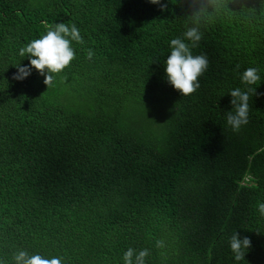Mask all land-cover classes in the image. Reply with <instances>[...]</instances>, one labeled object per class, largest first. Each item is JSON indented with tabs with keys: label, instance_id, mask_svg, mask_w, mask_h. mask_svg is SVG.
Wrapping results in <instances>:
<instances>
[{
	"label": "trees",
	"instance_id": "16d2710c",
	"mask_svg": "<svg viewBox=\"0 0 264 264\" xmlns=\"http://www.w3.org/2000/svg\"><path fill=\"white\" fill-rule=\"evenodd\" d=\"M162 3L0 0V264L21 250L124 264L129 248L147 249L145 264H264V0L201 18L202 39L185 43L209 66L186 97L165 67L193 8ZM58 23L83 39L71 66L49 87L34 68L14 80L31 68L20 49ZM249 87V122L233 132L229 93ZM235 232L251 241L239 262Z\"/></svg>",
	"mask_w": 264,
	"mask_h": 264
},
{
	"label": "clouds",
	"instance_id": "9594fccd",
	"mask_svg": "<svg viewBox=\"0 0 264 264\" xmlns=\"http://www.w3.org/2000/svg\"><path fill=\"white\" fill-rule=\"evenodd\" d=\"M193 10L191 16L193 19L192 27H189L184 33V39L175 38L170 42L171 53L166 59L165 73L167 82L181 96L193 95L200 88V77L206 72L209 61L205 54L193 55L191 48L185 40L191 42V47H196L202 39L199 22L205 15H211L221 10L224 0H188ZM153 5H160V10H167V4L162 0H149ZM83 43L79 29L73 24L71 26L65 23H58L54 28H49L46 35L39 39L32 40L26 47L20 49V56L30 57L29 67H17L18 71L13 76L14 80H23L31 75V69L34 68L40 75L44 76V84L49 87L53 84L54 77L63 70L71 66L75 59V49L72 42ZM94 56V52L89 49L87 58L89 60ZM260 80L256 68L246 69L241 77L245 85H255ZM254 89L249 87L247 91H241L240 88L232 90L229 95L232 97L230 103L233 110L226 114V125L233 132H239L242 126L248 124L249 116V93ZM261 216H264V203L258 205ZM230 249L235 261L244 260L246 252L251 247L249 238L241 239L237 232L230 237ZM156 247L163 249L164 241L156 242ZM149 255L147 249L139 253L133 248H129L123 256L124 264H145V258ZM164 255V253H161ZM15 264H62V258L52 257L46 259L41 255H29L26 251H19L14 256Z\"/></svg>",
	"mask_w": 264,
	"mask_h": 264
}]
</instances>
